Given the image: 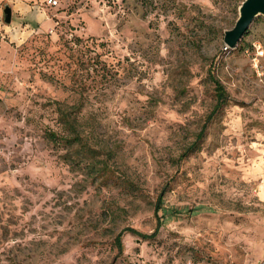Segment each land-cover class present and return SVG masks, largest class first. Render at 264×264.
<instances>
[{
	"label": "rangeland",
	"instance_id": "rangeland-1",
	"mask_svg": "<svg viewBox=\"0 0 264 264\" xmlns=\"http://www.w3.org/2000/svg\"><path fill=\"white\" fill-rule=\"evenodd\" d=\"M238 1L0 0V264H264V16L227 51ZM60 108L109 181L49 139Z\"/></svg>",
	"mask_w": 264,
	"mask_h": 264
},
{
	"label": "trees",
	"instance_id": "trees-1",
	"mask_svg": "<svg viewBox=\"0 0 264 264\" xmlns=\"http://www.w3.org/2000/svg\"><path fill=\"white\" fill-rule=\"evenodd\" d=\"M244 0H239L236 10H239V7L241 6V4L243 3ZM249 31V30H248ZM248 33V32H247ZM246 33V34H247ZM229 51V50H227ZM215 83V106H214V110L212 111V113L210 114V116L208 117V120H206L205 124L203 125L201 131L197 134L196 139L194 140V142L190 145V147H188V149L181 155V158L184 159L186 157H190L191 155L199 152L201 150L202 144L205 141L206 138V134H207V126L210 122H215V121H219L220 115L223 114L224 109L230 105V99H229V95L227 93V91L225 90L224 86L222 85V83L219 80H214ZM61 112V123L64 126V128L68 131H72V133L68 136H59L56 133L50 132L48 134L49 139L57 145H62L68 149L73 150L75 147L76 151H75V155L70 154V156L66 157V159L68 158L70 161H76L77 157L79 156H86L87 154L90 156H88L89 158H92V160L94 161V164H90V169L94 170V174L97 177H100L102 179H105L106 181H109L111 179V172L109 169V166L106 162H101L100 165H96L95 164V160H97V153L99 150H94L89 142L86 140L85 136L81 135V132L78 130L77 124H79V120L77 118L71 120L69 116L65 115V113H63V109L60 108ZM87 157V156H86ZM163 198L164 195H160L158 198V202L156 205V213H159V211H161V209H163ZM179 214L181 213L179 210H174L171 212V216H175V214ZM162 225L161 220L158 221L156 230L153 234V236H145L143 234H141L140 232H138L135 229L129 228L128 232L133 233V234H137L140 235L144 238L147 239H151V237L155 238L157 236V233L160 231V227ZM122 236L123 234L120 233L116 238H115V246L118 250V255L123 254L124 252V245H123V241H122ZM150 237V238H148Z\"/></svg>",
	"mask_w": 264,
	"mask_h": 264
},
{
	"label": "water",
	"instance_id": "water-1",
	"mask_svg": "<svg viewBox=\"0 0 264 264\" xmlns=\"http://www.w3.org/2000/svg\"><path fill=\"white\" fill-rule=\"evenodd\" d=\"M12 8L6 6L4 9V22L12 23ZM264 16V0H244L239 7V18L233 29L225 32L224 42L230 49H236L239 41L248 32L254 20Z\"/></svg>",
	"mask_w": 264,
	"mask_h": 264
},
{
	"label": "built area",
	"instance_id": "built-area-1",
	"mask_svg": "<svg viewBox=\"0 0 264 264\" xmlns=\"http://www.w3.org/2000/svg\"><path fill=\"white\" fill-rule=\"evenodd\" d=\"M47 4L51 7H55L58 5V0H46ZM229 47L226 48L228 50ZM260 55H263V53H260Z\"/></svg>",
	"mask_w": 264,
	"mask_h": 264
}]
</instances>
